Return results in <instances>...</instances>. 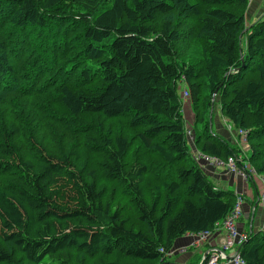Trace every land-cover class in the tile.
I'll return each mask as SVG.
<instances>
[{"label":"trees","instance_id":"16d2710c","mask_svg":"<svg viewBox=\"0 0 264 264\" xmlns=\"http://www.w3.org/2000/svg\"><path fill=\"white\" fill-rule=\"evenodd\" d=\"M247 2L0 0V259L162 264L177 238L214 231L237 197L192 155L177 83L195 115L193 148L240 155L212 129L216 105L264 176V15L246 29ZM77 116L125 119L142 154L125 162L122 135L89 145L98 133ZM95 153L107 161L98 180ZM104 181L126 191L135 219ZM247 233L240 257L264 264V229Z\"/></svg>","mask_w":264,"mask_h":264},{"label":"rangeland","instance_id":"374dc122","mask_svg":"<svg viewBox=\"0 0 264 264\" xmlns=\"http://www.w3.org/2000/svg\"><path fill=\"white\" fill-rule=\"evenodd\" d=\"M256 0H248L247 2V6L246 9L244 11L245 13V24H246V29L248 28L249 25H251L252 23H254L259 17L264 15V1H262L261 6L259 7V11H257L256 9L258 7H254ZM253 10L258 14H254ZM189 24V22H187ZM242 43H244V39H242ZM184 89H187L186 84L183 81H180L177 83V93L181 99L182 102V114L184 116L185 119V128L189 129L192 131V128L194 127V119H195V115L194 112L192 111V106H191V102H190V98H186L185 100H183L182 98V92ZM213 104V103H212ZM213 110V121H212V129L214 132H216V128H230V131H233V127L232 125L222 116V114L219 111L218 106L215 105L212 106L211 108V113ZM211 115V114H210ZM65 116H67L65 114ZM223 117V118H222ZM82 116H77L76 120H80L81 122H83L84 124H91L93 125V128H95L96 132L98 133V135L96 137H90V139L88 140L87 143H89V145H94V144H98V142H103V138H105L106 140H110L111 138L117 136V135H122L127 137L128 139H130V151H129V155L128 157H126L124 159V161H133L135 159H137V156H140L142 154L143 149L139 146V143L136 140H133L132 136L135 134V131L130 130L127 127L126 121L125 119L122 118H116V119H105L103 117H99V116H87L84 117L83 121L81 120ZM210 119V117H209ZM81 124V125H84ZM235 133V132H234ZM223 139L228 140L229 139L223 134V136H221ZM188 140L191 144V153L193 155V144H192V140L190 137H188ZM234 142V139H233ZM233 146H237V144H232ZM238 147V146H237ZM249 147L248 142L246 143V145L244 146L245 149H240L241 153L244 154H248V151L245 152V150H247ZM247 148V149H246ZM249 150V149H248ZM195 154H198V151L195 150ZM101 153H95L94 154V160L97 162V167L95 166V168H98L97 170V174H96V178L95 179H99L100 176L104 175L105 172L104 170L107 168V161L104 159V156L100 155ZM251 166V164H250ZM252 167V166H251ZM253 168V167H252ZM219 169V168H217ZM254 169V168H253ZM208 178L210 179V176L208 173H206ZM211 180V179H210ZM159 180L154 176V175H150L148 180L146 181V183H144L143 187H141V191L143 193L144 198L150 202L151 201V194H152V188L153 186L158 182ZM104 185H100L102 188H104V194L107 195V199L112 200V202H115V204H119V205H125V207L127 206H131L132 208H127V212H126V216L130 215L131 216V220L135 219V207L133 206V202L130 201V198L127 196L126 191L120 186L117 187L114 183L111 182H107L104 181ZM231 250H228L227 253H229ZM19 255H14L12 257V259H14L13 262H8V261H4L2 259H0V264H28L25 263L22 260L18 259ZM174 257V256H173ZM11 259V260H12ZM10 261V260H9ZM167 261L168 258H167Z\"/></svg>","mask_w":264,"mask_h":264},{"label":"crops","instance_id":"0c3cea01","mask_svg":"<svg viewBox=\"0 0 264 264\" xmlns=\"http://www.w3.org/2000/svg\"><path fill=\"white\" fill-rule=\"evenodd\" d=\"M262 1L264 0H256L254 7H258L256 9L257 11L260 10L259 7ZM253 13L255 15L257 14L254 10ZM215 131L219 136H223L224 134L229 141L233 142L235 133L230 131L229 128H216ZM232 144H234V142ZM247 151L249 153V150H245V152ZM247 156L248 154L246 158L243 159L244 162L250 166V163L246 161ZM207 160L208 157L199 156L196 161L203 170L209 174L211 182L216 187L232 191L237 197L238 216L236 218V226L238 230L240 232H248L251 228L255 229L261 227L264 214L258 201L259 193L262 188L260 176L257 174L249 175L245 180L241 176L229 174L223 166L216 167L211 165ZM224 236V231L218 228V230L213 231L209 238L202 242L197 248L192 247L196 240L195 236L185 235L177 238L168 253V260L174 264H199L206 252H212L214 249L220 247V239ZM233 253L234 251L231 250L227 253V256L230 257Z\"/></svg>","mask_w":264,"mask_h":264},{"label":"built area","instance_id":"2783aa9c","mask_svg":"<svg viewBox=\"0 0 264 264\" xmlns=\"http://www.w3.org/2000/svg\"><path fill=\"white\" fill-rule=\"evenodd\" d=\"M188 97H189L188 90L184 89L182 92L183 100H185ZM186 135L187 137H190L191 140L193 141L191 130L186 129ZM234 142L235 144H237V146L240 149H245L244 146L248 142L246 132L243 130L236 131L234 134ZM192 149H194L193 156L195 157L196 160L199 156H204L199 153L195 154L196 149L193 147ZM205 157H208V156H205ZM243 158H246V155L245 154L243 155L242 153H240L238 157L230 156L225 161H222L218 158L208 157L207 162L216 167L223 166L229 174L241 176L243 179L246 180L249 177V175H255L257 173L251 166H249V164H246V162H244ZM240 162H241V165H238ZM259 176H260V181L262 183V188L259 193L258 201H259L260 208L264 214V176L263 175H259ZM237 216H238V203L236 202L232 212L229 213V215H227L226 218L223 219L221 222H218L215 224L214 231L218 230L219 228V229H222L225 233V236L220 239V247L210 252L208 256L206 257V259L202 261V263H200L201 262L200 261L199 264H245L239 255V251L236 252V250L247 240L248 233L240 232L238 230L236 226ZM260 228L264 229V220ZM211 234L212 232H203V233L192 235V236H195L196 238L192 247L194 248L199 247L200 244H202V242L207 240V238H209ZM228 250L234 251V253L230 255V257H228L226 253Z\"/></svg>","mask_w":264,"mask_h":264},{"label":"water","instance_id":"95a60500","mask_svg":"<svg viewBox=\"0 0 264 264\" xmlns=\"http://www.w3.org/2000/svg\"><path fill=\"white\" fill-rule=\"evenodd\" d=\"M210 118H211V116H210ZM238 251H239V248L236 250V252H238ZM209 253H210V252H206V253L203 255V257H202L200 263H202V261H204V260L206 259V257L208 256ZM162 264H174V263L171 262V261H166V262H164V263H162Z\"/></svg>","mask_w":264,"mask_h":264},{"label":"bare ground","instance_id":"6f19581e","mask_svg":"<svg viewBox=\"0 0 264 264\" xmlns=\"http://www.w3.org/2000/svg\"><path fill=\"white\" fill-rule=\"evenodd\" d=\"M112 37V36H111ZM106 39V38H105ZM24 139V138H23ZM23 141V140H22Z\"/></svg>","mask_w":264,"mask_h":264}]
</instances>
